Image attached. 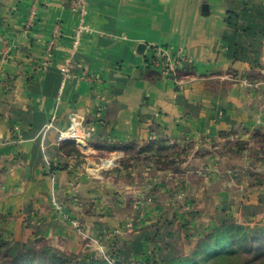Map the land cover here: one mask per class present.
<instances>
[{
    "label": "crops",
    "instance_id": "obj_1",
    "mask_svg": "<svg viewBox=\"0 0 264 264\" xmlns=\"http://www.w3.org/2000/svg\"><path fill=\"white\" fill-rule=\"evenodd\" d=\"M85 1L90 30L74 45L79 15L69 4L0 0V48L9 50L0 68V235L14 241L44 239L68 253L92 252L94 246L82 243L70 219L94 232L132 218L134 230L118 241L119 259L140 260L154 249L166 255L165 242L176 233L165 227L171 222L169 201L156 195L155 204L136 208L129 195L140 191L139 180L131 177L138 173L114 162L109 169L93 164L97 172L92 174L88 156L80 155H107L106 165L122 157L126 147L150 139L252 137L263 150L247 154L260 167L245 155L247 178L227 174L220 163L219 173L199 181L187 201L198 203L204 216L188 235L215 225L221 216L215 210L224 206H236L240 220L264 219V0ZM56 22L61 36L53 60L36 70L33 63ZM155 45L182 48L191 60L176 75L162 76L149 61ZM83 73L99 81H87ZM244 79L260 82L259 87ZM72 118L81 119L82 126L95 125L90 139L78 145L80 156L66 154L57 137ZM50 121L54 127H48ZM155 174L142 170L140 177ZM95 201L107 204L110 213H96Z\"/></svg>",
    "mask_w": 264,
    "mask_h": 264
},
{
    "label": "rangeland",
    "instance_id": "obj_2",
    "mask_svg": "<svg viewBox=\"0 0 264 264\" xmlns=\"http://www.w3.org/2000/svg\"><path fill=\"white\" fill-rule=\"evenodd\" d=\"M257 132L253 133L255 135ZM252 135V134H251ZM258 138L261 135H257ZM149 143H154L155 145L164 146L161 154L158 156H152L156 153V150L153 149L147 152H139V150ZM80 147V146H79ZM252 149L258 151L261 148L259 142H255L254 139L248 141L247 139L241 137H224L221 135L216 139L208 136L207 139L203 138L199 142L197 141H167L161 142L155 139L148 140L147 144L141 145L140 147H126L124 149V155L119 159H115L112 163L105 165L104 162L107 161V155L101 157L102 155L94 153H84L82 152L81 157L85 155L88 156L89 165L87 166L88 171L92 174L97 171L91 170V167L94 168L93 164H97L96 167L102 166L103 169H109L113 167L114 162L118 164L120 168H132L134 170L136 179L139 180V192L136 194L129 195V200L132 201L136 208L146 209L150 204L154 203V196L157 198L160 197L162 200L169 201L171 207L169 210L170 223L166 224L165 227L173 229L175 235L170 236V238L165 242L166 249L168 253L166 255L159 253L157 249H154L152 254L148 255L151 258H159L161 260H166L169 257L180 256L184 254L190 246L191 241L199 238L201 235L207 233L212 227L217 224L224 222L225 220H233L237 223L243 225L252 226L254 224L264 225V219H259L253 223H250L246 220H240L235 217L234 213L238 211L236 206L218 208L217 211L221 216L217 220L216 224L211 228L202 230L196 235H188L191 233V230H195L198 227V223L202 222V217L204 216L203 209L199 208L196 202L187 201L189 199V194L192 192L193 187H196L199 181L206 180L212 177L213 173H219L222 169L227 171L229 175H236L237 177H242L241 179L247 178L248 176L243 175L242 173L247 171L250 172V169L244 166L246 163L245 155L251 154ZM263 150V149H262ZM248 153V154H247ZM262 153L258 154L261 155ZM79 155V156H80ZM249 160L255 161L256 159L251 158ZM258 157V156H257ZM102 160V161H101ZM114 160V159H113ZM103 163V164H102ZM220 163L223 165L222 169ZM105 165V166H103ZM259 165V166H258ZM255 167H260L259 161H255ZM148 168V169H147ZM146 170L147 172L152 173L156 170L155 176L146 179L145 177H140V172ZM101 170L98 171V173ZM161 171V172H159ZM159 172V173H158ZM228 177V176H227ZM252 181H257V176H249ZM229 178V177H228ZM96 204V205H95ZM155 204V203H154ZM107 205V204H106ZM102 205L97 206L96 201L94 202L93 208L95 212L99 215L101 213L108 212L110 213L111 209L109 206ZM62 209H59V211ZM151 210L154 214H157V209L151 206ZM176 212L181 213V217L175 215ZM73 219H70L71 225L76 229V231L81 234L79 231H83L81 237L82 243H89L94 246L93 251H82L79 254L83 256H88L91 258L102 257L105 261H108L104 256L110 255L114 258V264H139L140 260H120L117 255L118 241L126 233H130L134 230L133 219L130 218L127 221L119 222L113 228L105 229L101 228L100 230L94 232H89L86 229V226L83 225L78 219L79 225L76 227L72 223ZM157 225L160 226L158 222ZM164 227V226H163ZM183 231V235L181 232ZM0 238L6 240L8 243L15 244L16 242H24L29 246L36 245L41 247L46 245L51 247L55 251L68 253L63 250L58 249L57 247L50 244L44 239H34L30 241H14L6 237ZM191 238V239H188ZM94 252V253H93ZM109 262V261H108ZM107 262V263H108ZM110 264V262H109Z\"/></svg>",
    "mask_w": 264,
    "mask_h": 264
},
{
    "label": "trees",
    "instance_id": "obj_3",
    "mask_svg": "<svg viewBox=\"0 0 264 264\" xmlns=\"http://www.w3.org/2000/svg\"><path fill=\"white\" fill-rule=\"evenodd\" d=\"M63 142L66 154H80L74 140ZM164 148L149 143L139 152L155 149L152 156H158ZM107 262L101 256L91 258L79 253H63L46 245L29 246L24 242L11 245L0 238V264H109ZM139 264H264V225L248 226L225 220L191 241L184 254L166 260L147 255Z\"/></svg>",
    "mask_w": 264,
    "mask_h": 264
},
{
    "label": "built area",
    "instance_id": "obj_4",
    "mask_svg": "<svg viewBox=\"0 0 264 264\" xmlns=\"http://www.w3.org/2000/svg\"><path fill=\"white\" fill-rule=\"evenodd\" d=\"M64 5L69 4L73 10H76L79 15V22L74 27V45L78 44L80 36L83 33H86L90 30V26L84 21V17L86 14V1L85 0H62ZM35 17L34 11L32 10L30 15V20L28 25L32 24L33 18ZM61 36V25L59 22H56L53 26L52 32L50 37L45 42L43 53L40 59L36 60L33 63V68L36 70H44L46 69L52 62L55 50L57 49L58 40ZM152 55L150 57V64L156 69H158L160 75L162 76H174L176 75L177 71L187 65L190 62V57L186 50L180 48L177 51H171L168 47L164 45H155L151 47ZM9 57V50L8 47L0 48V68L7 62ZM63 72L64 78L70 76V69H69V61H65L63 64ZM82 78L90 81V82H98L99 78L96 75L90 73H83ZM243 83L246 85H250L253 88H258L260 82H251L248 79H244ZM101 107L97 108L96 114H100ZM54 122L50 121L48 123V127H54ZM95 131V125L93 123H88L85 126H82L81 119L72 118L69 126L64 130L58 131V140H75V141H82L85 143L90 139L92 134ZM102 161V160H101ZM103 164V163H102ZM107 163L106 165H108ZM91 170H96L91 168ZM52 203L56 209H61L60 203L57 202L55 199L52 200ZM72 223L78 227L79 222L77 219H73ZM83 235V231H79ZM84 236V235H83ZM110 264H114V258L110 255L104 256Z\"/></svg>",
    "mask_w": 264,
    "mask_h": 264
},
{
    "label": "water",
    "instance_id": "obj_5",
    "mask_svg": "<svg viewBox=\"0 0 264 264\" xmlns=\"http://www.w3.org/2000/svg\"><path fill=\"white\" fill-rule=\"evenodd\" d=\"M206 5H204V7H205ZM144 46V44H140L139 45V47H143ZM78 143V145H80V146H84V143L82 142V141H78L77 142Z\"/></svg>",
    "mask_w": 264,
    "mask_h": 264
}]
</instances>
